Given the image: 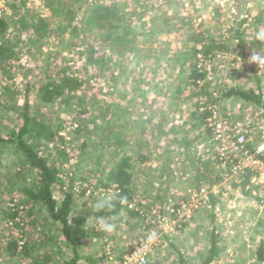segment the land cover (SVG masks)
<instances>
[{"label":"rangeland","instance_id":"obj_1","mask_svg":"<svg viewBox=\"0 0 264 264\" xmlns=\"http://www.w3.org/2000/svg\"><path fill=\"white\" fill-rule=\"evenodd\" d=\"M51 1L30 0L25 4V11L23 10L22 17L20 15L17 17V14L13 15L15 25H10L9 33L11 36L9 35V37H14V41L20 44L15 49V52L19 55V60L16 64L8 67V75H3L0 70V101L4 100L0 110V135L7 136L8 133L19 127V122L21 121L19 112L22 111L26 95L31 96V92L45 77L53 76L56 78V73L63 68H68L69 74L77 75L86 81L79 94L85 100V105L88 108L86 117L95 115L99 119L97 127L105 126L108 128L105 125L106 120L102 121V117L106 118L105 109L108 103L112 102V90L109 87L111 81L106 76L107 66L105 67L104 63L112 65L113 62L108 60L110 58L108 49L99 51L98 45L101 42L96 46L93 40L99 27L108 28L106 22L110 17L106 20H100L98 24V20L96 18L93 19L90 24L92 27L90 26L87 31L83 27H85V22L91 15L93 6L106 5L111 0L97 2L94 5H89L87 0H61L58 4L53 3L50 7H46V3L49 4ZM164 1L168 0H157L153 4L158 7L157 4L161 5ZM187 1L191 3L190 0H174V2L179 4L183 2L187 4ZM194 2L197 5L196 9H192V5L191 7L185 6L186 14L181 17L178 16V18L192 27L193 31L189 32H194L195 38L198 39L203 32L202 30L207 31L204 25L208 22V25H211V27L213 25V27L211 28L212 30L206 32V40L211 37L222 41L225 37H229L235 32L240 40L232 41V43L236 45L237 42L241 41L238 47L232 49L227 48L229 47V42L226 41V50H229L227 52L229 56L226 55L229 57L228 60L221 62V59H217L214 63L210 65L207 63L204 66L203 69L206 75L214 76V80L210 84L211 87H214L213 90L215 92L218 89L220 90V83L228 87L237 83L242 86L243 90L250 88L256 92L260 90L264 102V67L262 69L255 67L257 63H252L250 59L254 52L261 54V50L264 49V42L255 39L257 31L264 29V0H194ZM11 3L12 1L10 0L8 5ZM209 7L220 9L221 11L216 13L213 11L214 9L212 10ZM71 11H74V14H70ZM9 12L10 8L8 6L5 19L9 17ZM60 12H67L68 14L64 13L63 16L59 17ZM65 15L68 17L73 16L70 25L67 23ZM39 18L47 25L43 38H39V34H36L33 30L34 26L38 24L36 21ZM64 27L67 28L66 31L60 33V30ZM161 35L158 40H165L167 35L165 33ZM94 50L96 53H92ZM225 76V81L223 80L219 83L218 79L220 77L224 79ZM7 77L11 78L8 79ZM127 84L131 85L130 80L127 81ZM27 90L29 92H26ZM193 91L196 96L193 98L194 100L190 99L189 104L194 106L200 101H198L199 95L197 96V91L194 89ZM34 100L33 96H31L30 108L32 107V109L36 107ZM240 103L233 102L230 106L227 105V111L225 112L234 116V119L241 120L244 124L253 122L255 127L250 130L249 137L252 142L251 146L257 147L264 144L262 110L259 109L258 112L251 116L250 113L240 108ZM16 105L19 106L16 108ZM12 107H15L16 110L12 111ZM51 109L52 107L41 109L37 115L39 114L41 119L48 123L49 127L54 131L58 129L56 127L58 124L63 123L62 129L59 130L60 134L67 138L74 135L76 139L67 143L64 149L60 148L64 151L63 156L56 152L52 145L45 146L44 144L43 147L40 145L38 149L40 151L43 150L40 155L48 157L52 165L60 166L63 169L68 189L77 191L76 177H80L82 172V169L76 165V158L80 157L78 147L83 140L94 134L92 131L97 129V127L92 128V126H89L87 130H82L81 136L76 137L74 134L75 123L84 119L78 109L71 110L69 113L59 114ZM72 123L74 124L72 125ZM101 129L99 128L97 132L94 130V132L98 135ZM129 129L132 128L126 129V132L121 127H117L116 131L105 128L102 130L103 135L110 132L111 136L115 137L116 132L124 133L128 136ZM136 133H139L138 129H136ZM211 143L208 147L212 149L210 151L211 154L209 151L200 152L201 155L197 156L202 160L196 159L195 164H197L198 168L195 167L193 169L194 173H196L195 169L197 171L200 169L201 173L207 174L204 178L206 184L202 185L210 187L212 193L209 195V202L206 205L196 209L191 205H186L179 210L181 216H179V213L176 216L177 210L175 211L174 207L182 201L186 202L198 187L197 183H189V180L182 175L184 173L182 166H186V170L190 174L192 167H194L193 163L187 165V161L179 160V171L182 174L179 173L177 181L180 189H183L181 190L183 193H171L169 185L167 187L165 185L160 186L164 191L163 195L161 194L163 191L156 193L154 192L155 182L153 178L151 180L146 179V182L151 183V186L146 185L150 189L146 191L144 197H147L152 205L146 208L150 212L144 219L145 221L134 222L131 220L132 218L125 215L122 220H116L117 227L112 234H106L95 228H90L91 234L95 233L96 235L94 236V241H85L83 243L81 248L83 257L87 258L89 253H91L93 264H118L128 252L137 247L138 241H146L147 246H150L147 264H178V252L183 254L187 263L201 264L206 254L208 255L209 251H211L212 244L219 252V255L214 257L212 264H259L256 262L255 251L259 243L264 245V184L261 186L259 179L254 178L245 169L240 170L235 175L225 176L230 166L222 165L215 154L213 156L216 144ZM131 147H135V145L127 146L124 149L129 151ZM106 152L109 158L115 155L107 147ZM109 154L112 155L109 156ZM206 156L208 157L206 158ZM0 157V210H4L11 207L8 201L17 198L16 195L11 194L7 190L4 182L6 176L14 171V168L19 163V158L11 149L1 151ZM206 161L210 163V165L208 164L209 172L204 168ZM168 163V160H164V163H162L157 159H151L147 161L144 167L147 171L152 170V172H155L153 170L156 167L166 170L169 167H166ZM111 165L112 162L105 167L108 169ZM231 165L232 167L234 166L233 163ZM218 171L222 172L220 173L221 176H218L220 179L215 176ZM141 173L142 169H140V175ZM245 177L248 178V183H242ZM17 185L18 183H16L15 187L19 188L20 186ZM139 193H142V191H139ZM54 195L58 196L59 192L55 190ZM79 200H76L77 205L84 203ZM78 208L80 209V215L92 214V207L89 204ZM171 213H175L176 218L172 219ZM1 215L0 243L11 240L10 236L12 238L19 237V233L17 234V232H20L18 227L10 226L6 222L7 220H3ZM42 217L43 213H39L34 219L36 222H40ZM125 221L127 222L125 223ZM26 228L25 237L35 243L34 255H52V260L56 264H60L63 260L69 258L71 251L67 249L65 244L61 243V240H58L59 236L55 235L56 231L52 226L45 228L44 232H39L36 226ZM151 233L156 234L154 241L148 240ZM50 235L53 236V239L47 238ZM2 256H0V264H16L14 261ZM102 256L105 258L100 262ZM85 258L81 262L82 264H92L89 261H84Z\"/></svg>","mask_w":264,"mask_h":264},{"label":"trees","instance_id":"obj_2","mask_svg":"<svg viewBox=\"0 0 264 264\" xmlns=\"http://www.w3.org/2000/svg\"><path fill=\"white\" fill-rule=\"evenodd\" d=\"M11 1L12 3L8 5L10 8L9 17L6 19H0V70L3 75H8V67L16 64L19 60V55L15 52V49L16 46H19L20 44L14 41V37H9V35L11 36L9 33V27L10 25H15L13 15L17 14V17L19 15L22 17L25 4L30 0ZM60 1L61 0H57L55 2V0H52L49 4L47 3L46 6L50 7L53 3L58 4ZM64 13L68 14L67 12ZM64 13L60 12L59 17L63 16ZM70 14H74V11H71ZM109 17L110 19L106 22V25L109 26L112 24L113 26H111V28L114 27L112 29L114 30L116 29L115 23L117 22V17L106 14L105 17L103 16V19L106 20ZM72 18L73 16L68 17L65 15V19L69 25L72 22ZM99 19L100 17H98V20ZM111 19L115 22H111ZM92 21L93 15H90L85 22V27H83V29H86V31L89 30V27H92V25H90ZM36 22L38 24L34 26L33 30L36 34H39V38H43L45 36L47 25H45L40 18ZM227 27L232 28L230 26ZM66 29V27L62 28L60 33H64ZM108 29L109 28L99 27L98 32L96 31L94 42L95 44L101 42L99 45L97 44L99 51L113 48L107 45V41L112 39L107 35L110 33L108 32ZM202 31L203 32L198 39L195 38L194 32L190 35V40L193 41L194 44L191 50L193 64L190 68L189 80L193 85V89L197 91V96L199 95L198 101H204L207 107L211 106V104L214 105L213 109L216 108L220 111L221 116L226 117V100L227 98L235 97L241 102L240 108L243 111H247V113H250V115L253 116L260 109L262 110L261 117L264 118V102L260 90L257 92L252 88L243 90L242 86L239 85L228 87L227 85L220 83V81H223V78L220 77L218 82L221 84V89L218 92H215L211 89L213 87L210 85L213 80L210 82H203L206 73L199 72V69L197 68V56L203 54L205 58L211 60L215 57L216 53L229 51L226 50V41L229 42V47H227L229 49L238 47L241 41L237 42L236 45L232 43V41L240 40L238 34L235 32L233 35L225 37L222 41L220 39H212L211 37L206 40L205 36L207 31ZM225 31L224 33L226 34ZM102 39L103 41H101ZM92 53L94 52L92 51ZM104 66L106 67V63H104ZM68 71V68H63L56 73V78L53 76L45 77V79L36 86L34 91L31 92V96L36 100H34L36 107L33 109L32 107L30 108L31 96L26 95L22 111L19 112L21 119L19 127H17L16 130H13V132L8 133V135L5 134L7 136L0 135V153L3 150L11 149L19 158V163L14 168V171L6 176L4 182L7 186V190L11 194L16 195L17 198L8 201L9 204H11V207L0 210L3 220H7L6 222H8V224L11 223L13 227H18L20 230V232H18L19 237L12 238V236H10L9 238H11V240L5 243H0V256L3 255L5 258L14 261L16 264H56L55 261L52 260V255L40 256L33 254L35 243L33 240L30 241L25 237V232L27 231L26 227L30 228L34 226L38 228L39 232H44L45 228L52 226L56 231L55 235L59 236L58 240H61V243L65 244L67 249L71 251L69 258L63 260L60 264H82L81 262L85 258L81 254L83 243L85 241H94V236L96 235L95 233L91 234L92 232L90 231V228L85 226L87 219L93 215L100 217L106 214L103 212L94 214L92 212L90 215H80V209L78 207H82V205L85 206L86 204H89L92 207L95 198L93 193L99 191L100 188L106 190L114 187L118 189L122 195L127 196L128 205L130 206L124 207L123 215L118 218L119 220H122L123 216L128 215V217L132 218L131 220L134 222L140 223L141 220L145 221L144 219L150 212L149 209L146 208L152 205L150 200L147 197H144L145 192L139 193V190H137L138 182H136V178L134 177L136 169L133 159L131 158L130 153L123 151L127 145L124 136L122 135V137L121 134H118L116 137L111 138L109 133L103 135L102 129L109 128H106L105 126L97 127V121L99 119L95 115L86 117L88 108L85 105V100L79 95L86 81L77 75L69 74ZM7 78L10 79L11 77ZM222 85H224L223 88ZM226 90L227 92L225 93L224 91ZM26 92H29V90ZM2 101H0V110L2 108ZM17 106L19 105H16L15 107L17 108ZM15 107H12L13 109L11 110H16ZM48 107H52L51 110H55L58 114L65 112L69 113L71 110L78 109V112L83 115L84 119L75 123L76 129L74 130V134L76 137L81 136L82 130H87L89 126H92V128L97 127V129H94L96 130L95 132L99 131V128H102L98 135L93 130L92 132L94 134L88 139L83 140L78 147L80 157L76 158V165L82 169V172L80 177H76L78 184L77 191H71L70 188L68 189L63 169H61L60 166L56 167L52 165L48 157L40 155L43 150L40 151L38 146L42 145L43 147L45 144V146L52 145L54 150L63 156L64 151H62V149H64L65 145L76 139L74 135L72 137L69 136V138H71L69 139L60 134L59 130L62 129L63 123L58 124L56 126L58 129L54 131L49 127L48 123L41 119L39 114L37 115L41 109ZM195 108L198 109L199 121L202 122L211 135V131L206 125V118L211 115L209 108L204 112H200V103L195 104ZM108 112L109 111L106 108V118L102 117V121L106 120L105 125L107 127L109 125L108 120H110L108 119ZM73 124L74 123H72V125ZM247 125V130L255 127L253 122H249ZM61 147L62 149H60ZM106 147L111 149V153L115 154L113 155L114 157H108ZM246 148L251 151V141L247 142ZM110 155L112 154H109V156ZM215 156L216 158L218 157L216 153ZM116 157H119V159ZM258 158L264 161V157L259 156ZM136 161L144 163L142 162L144 161L143 158ZM111 162V167H108L107 169L105 166L111 164ZM71 180L73 181V179ZM16 183H18L17 186H20L19 188L15 187ZM202 184L196 190H198ZM84 185H86V187ZM90 188L92 191L87 195L86 192ZM55 190L59 192V197L54 195ZM79 199L84 203L77 205L76 200ZM178 208L179 204L174 207L175 211ZM117 211H119V206H117ZM39 213H43V217L40 222H36L34 217ZM170 216L172 219L176 218L175 213H171ZM176 216L178 215L176 214ZM126 222L127 221H125V223ZM132 226H134V224H132ZM25 228L26 230L24 231ZM47 238L53 239V236L50 235L47 236ZM19 242L23 243L21 247ZM140 242L141 241H138L137 244L139 245ZM216 255H219V252L212 244L211 251H209L208 255L206 254L201 264H212ZM177 256L178 264H189L185 261L183 254L178 252ZM104 258L105 257L102 256L100 262H102ZM255 258L256 262L264 264L263 243L257 245ZM84 261H89V263L92 264L94 263L91 257L85 258Z\"/></svg>","mask_w":264,"mask_h":264},{"label":"crops","instance_id":"obj_3","mask_svg":"<svg viewBox=\"0 0 264 264\" xmlns=\"http://www.w3.org/2000/svg\"><path fill=\"white\" fill-rule=\"evenodd\" d=\"M156 1L111 0L106 5L93 6L91 15L97 20L100 17L97 24L106 14L117 17L116 29L112 30L114 28H111L112 24L107 26L110 29L107 35L112 38L107 41V45L113 47L110 49L107 46L110 52L108 60L113 62L112 65H108L109 63L106 65V76L111 81L109 87L112 90V102L107 105L110 119L108 128L116 131L117 127H121L125 132L128 128L133 129H129L128 136L120 132L115 134L124 136L127 142L125 147L135 145L129 151L125 149L123 151L130 153L133 159L136 169L134 177L138 182L137 190L145 193L149 191L150 187L146 185L151 186V183L146 182V179L153 178L154 192L160 193L163 191L160 186L169 185L171 193H183L177 181L179 173L182 174L179 171V160L187 161V165L193 163L194 167L190 174L186 166H182L184 171L182 175L189 183H197L199 187L205 183L204 178L207 174L201 173L200 169L198 171L195 169L194 173L193 169L198 168L195 161L202 160L197 155H201L200 152L203 151L210 153L212 150L208 148L209 144H212L211 135L199 121L198 109L195 105L189 104L190 99L195 98L193 85L189 80L193 64L191 50L194 44L190 40L189 31L193 29L178 18L186 14L187 6L192 5L191 8L195 10L197 5L194 0H190L191 3L187 1V4L168 0L155 7L153 3ZM213 11L217 13L221 10ZM204 26L207 31L213 27L208 25V22ZM163 33L167 36L165 40L159 41L158 37ZM93 52L95 53V50ZM225 78L226 76L224 81ZM128 80L131 85L127 84ZM218 91L219 89L216 92ZM233 102L239 100L235 97L227 98L225 111L226 106ZM136 129L139 130L138 134ZM140 158L144 159L142 161L144 163L136 161ZM151 159H157L162 163L168 160L166 167H169L166 170L156 167L153 170L155 172L147 171L144 166ZM208 164L210 165L207 162L204 166L207 172ZM220 173L222 172L215 173L216 178H220L218 177L221 176ZM247 177L242 183H248ZM163 193L164 191L161 194ZM91 256L89 253L88 257Z\"/></svg>","mask_w":264,"mask_h":264},{"label":"built area","instance_id":"obj_4","mask_svg":"<svg viewBox=\"0 0 264 264\" xmlns=\"http://www.w3.org/2000/svg\"><path fill=\"white\" fill-rule=\"evenodd\" d=\"M89 5H94L97 2L108 1V0H87ZM10 0H0V19H3L8 11V3ZM229 56L227 52L216 53L215 57L211 60L205 58L203 54L197 56V68L199 72H205L204 66L208 63L209 65L214 63L215 60L221 59V62L228 60ZM255 67L262 69L258 63ZM206 73V72H205ZM214 80V76L205 75L203 82ZM212 83V82H211ZM214 85V84H213ZM212 89V88H211ZM200 112L208 110L211 115L206 118V125L211 131V141L216 144L215 153L217 154V159L222 165L230 166L227 170L226 175H235L242 169L248 170V172L254 177L259 179V184L262 186L264 184V161L259 156L264 157V144L257 147H251V151L246 148L247 142L250 141V130H247V123L244 124L241 120L234 119V117L227 113L226 117L221 116L220 111L216 108L213 109L214 105L207 107L204 101L200 102ZM249 133V134H248ZM248 134V135H247ZM234 164L232 167L231 164ZM77 185V184H76ZM86 187V185H84ZM101 189H99L100 191ZM92 189H88L86 194L89 195ZM210 187L202 185L198 190H196L189 199L185 202L179 204L177 213L179 210L184 208L186 205H191L194 209L202 207L209 202V195L212 193ZM98 191L93 193L96 194ZM186 203V204H184ZM189 218V217H187ZM10 226H13L9 223ZM18 234V232H17ZM146 241H141L137 247L128 252L118 264H126V262L134 256L139 254L137 258L131 262V264H147L148 256L150 251V246H147ZM20 247L23 245L19 242Z\"/></svg>","mask_w":264,"mask_h":264},{"label":"clouds","instance_id":"obj_5","mask_svg":"<svg viewBox=\"0 0 264 264\" xmlns=\"http://www.w3.org/2000/svg\"><path fill=\"white\" fill-rule=\"evenodd\" d=\"M255 39L264 42V29L257 31ZM251 62L258 63L261 67H264V49L261 50V54L255 52L251 55ZM119 206V211H117ZM128 205V198L126 195H122L116 188H109L106 190H100L96 193L94 203L92 204V212L105 213L106 215L97 217L96 215L90 216L87 219L86 227L95 228L103 233L112 234L117 227L116 220L123 215V209ZM110 214V215H109ZM156 234L151 233L148 237L149 241H154ZM139 254H135L126 262L131 264Z\"/></svg>","mask_w":264,"mask_h":264}]
</instances>
